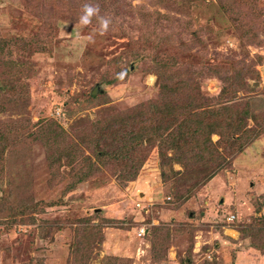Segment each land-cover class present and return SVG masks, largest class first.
<instances>
[{"label": "rangeland", "instance_id": "374dc122", "mask_svg": "<svg viewBox=\"0 0 264 264\" xmlns=\"http://www.w3.org/2000/svg\"><path fill=\"white\" fill-rule=\"evenodd\" d=\"M109 1L0 0V188H17L0 204V264H264V0ZM88 3L110 20L102 35L97 16L78 22ZM166 66L162 82L178 87L163 103L217 97L214 70L234 83L244 76L233 88L248 104L247 126L263 132L233 156L213 134L225 161L190 193V177L212 164L190 159L184 170L155 147L132 181L116 179L122 166H99L66 189L82 173L67 164L78 123L156 102ZM40 200L10 218L15 201Z\"/></svg>", "mask_w": 264, "mask_h": 264}, {"label": "trees", "instance_id": "16d2710c", "mask_svg": "<svg viewBox=\"0 0 264 264\" xmlns=\"http://www.w3.org/2000/svg\"><path fill=\"white\" fill-rule=\"evenodd\" d=\"M109 2L108 4H115L116 0ZM169 69L170 67L166 66L156 72V84L161 96L159 100H155L156 102L141 103L136 108L117 114L110 120L109 118L85 121L82 119L81 123H78L75 134L68 137L69 141L66 148L72 157L66 160L71 168L78 167L82 173L77 174L78 172H76L66 189L71 188L73 190L77 185L89 181L95 172L100 171L99 166L111 172L113 169L116 170L117 167L122 166L123 168L120 169L122 171L125 169L126 172L118 175L116 179L122 183L132 181L136 178L150 150L155 147L158 149L160 157L167 158L166 150L173 152L171 156L179 163H184V170L187 168L185 161L190 159L207 160L208 165L212 164L207 166L200 176L190 177L193 179L186 189L190 193L198 185L204 184L212 178L222 168L225 159L223 154L218 151L217 143H227L231 149L227 156H233L240 153L245 145L263 132L264 128L263 130L257 128L258 126L255 124L254 128L247 126V119L250 117L248 116L250 113L247 108L248 104L243 102L238 90L233 88L236 85L243 87L246 85L244 76L235 79L236 83H234V77L226 74L227 72L222 73L214 70L215 76L222 81V87L217 97L209 99L202 96L201 99L205 101L204 103L197 98H190L189 102L178 103L171 96L176 93L178 87L170 88L173 83L172 78L168 77L169 83L171 82L170 85L162 82V77ZM249 73L256 74V71L254 69L249 70ZM14 87L12 86L10 89ZM167 92L171 93V101L163 103L161 102L162 96ZM93 97L89 96L92 99ZM4 98L9 103H15L19 99L15 94L12 97L5 96ZM177 104L180 105L177 107ZM3 107L4 105H0V109ZM177 108H180L182 116L176 114ZM204 112L212 116L210 120L195 119ZM150 113L155 115L154 118L148 117ZM180 117L181 120H179ZM213 134L219 136V142L214 143L212 141L211 136ZM65 135L67 136L66 133ZM0 140L4 142L3 136H0ZM65 143H63L64 146L60 145V147L65 148ZM85 150L88 154H85ZM125 160L126 163H124ZM0 170H2L1 167ZM176 175L182 176L180 178L185 176L182 171L176 172ZM16 193L17 188L14 183L8 180L3 188H0V204L6 200L13 202ZM18 200L16 199V201ZM16 201L14 202L15 206L9 208L12 212L9 214L12 219L43 205L41 200L34 202L32 206L23 205ZM31 219L34 220L33 216ZM87 261L88 259L82 263L87 264Z\"/></svg>", "mask_w": 264, "mask_h": 264}, {"label": "clouds", "instance_id": "9594fccd", "mask_svg": "<svg viewBox=\"0 0 264 264\" xmlns=\"http://www.w3.org/2000/svg\"><path fill=\"white\" fill-rule=\"evenodd\" d=\"M98 13H99V6L98 5L90 4V3L84 4L83 10H82L81 15L79 16L78 22L81 25H87L90 23L91 18L93 16H97V19L99 21L98 33L102 35L105 31L108 30V25L110 23V20L103 18V17H100L98 15ZM88 39H89V41H92L93 37L90 35L88 37ZM125 74H126V69H121L120 72L116 73V77L119 79H122L125 76Z\"/></svg>", "mask_w": 264, "mask_h": 264}, {"label": "built area", "instance_id": "2783aa9c", "mask_svg": "<svg viewBox=\"0 0 264 264\" xmlns=\"http://www.w3.org/2000/svg\"><path fill=\"white\" fill-rule=\"evenodd\" d=\"M138 233L139 235H143L145 233V228L144 227L140 228Z\"/></svg>", "mask_w": 264, "mask_h": 264}, {"label": "water", "instance_id": "95a60500", "mask_svg": "<svg viewBox=\"0 0 264 264\" xmlns=\"http://www.w3.org/2000/svg\"><path fill=\"white\" fill-rule=\"evenodd\" d=\"M93 92L95 93V92H96V90H94ZM94 93H93V94H94Z\"/></svg>", "mask_w": 264, "mask_h": 264}]
</instances>
